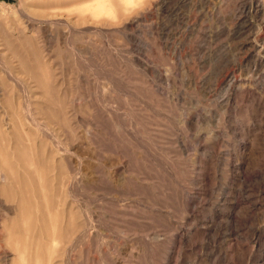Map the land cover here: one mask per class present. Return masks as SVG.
<instances>
[{
	"label": "rangeland",
	"instance_id": "374dc122",
	"mask_svg": "<svg viewBox=\"0 0 264 264\" xmlns=\"http://www.w3.org/2000/svg\"><path fill=\"white\" fill-rule=\"evenodd\" d=\"M9 28L48 60L49 171L30 175L9 145L0 264H264V0H152L140 15L127 0H0V91L26 133Z\"/></svg>",
	"mask_w": 264,
	"mask_h": 264
},
{
	"label": "bare ground",
	"instance_id": "6f19581e",
	"mask_svg": "<svg viewBox=\"0 0 264 264\" xmlns=\"http://www.w3.org/2000/svg\"><path fill=\"white\" fill-rule=\"evenodd\" d=\"M260 9H261V4L259 3V1L257 2L256 5L255 4L253 5L251 3L249 6V10H255L258 12L260 11ZM7 31L9 33V38L6 40V46L12 54L11 59L13 62L11 63H13L12 68L14 69V72L11 71L10 72L4 71V72L6 76H8V78L13 81V83L18 89H21L23 91L25 88H27L29 90V101L27 100L29 103L27 102L25 105L27 112L28 132L24 133V131L26 130H24L23 124L20 119L17 118L16 125H14L6 118L7 109H8L7 103L9 104L10 102L9 100L5 99L2 93L3 90L1 89L2 91H0L1 92L0 93V184L1 183L3 184V181L5 179L4 170L7 164L9 145L12 147V149L15 150L13 151L17 156V162L24 167L30 165L32 170L30 171L29 174L35 177H41L43 182L45 181L47 172L49 171L47 169L49 164V159L47 158V155L44 152L45 149L43 150L41 145L38 144L37 138H38V133L43 134L45 129H47L46 126L47 124H44L39 120H37L36 115L37 112L39 111V104L36 100L38 99L37 93L39 89H42L46 94V92L50 90L49 89L50 86H52L51 84L50 86L48 85V81H49L48 79H50L49 71H47L48 64H46L48 60L47 58H45V55H43V58H45L44 60L43 58H41L42 56L40 54L42 53H40L41 51L39 52V50H37L36 42L33 36H31L30 34L29 36L28 35L24 36V32L12 28H9V30ZM262 33L264 34V31ZM232 72H233L232 70L226 71L220 76L221 80L225 81L226 88L228 89H232L235 86V84H237V82L239 81V78L233 75ZM45 109L46 107L45 108L42 107V112L48 111L49 114L50 109L48 110ZM18 128H19V134L18 133L16 134ZM20 135L21 138L23 136L25 143L22 142L23 140L20 138ZM8 141H10V143ZM12 160L14 159L12 158ZM57 172L58 173L57 175H55V179L53 182H55L56 180H60V182L68 185L70 179L67 180V177H65V171L59 169V171ZM0 193L2 194L5 193L4 185H0ZM22 206L23 204L21 205V207ZM8 212L13 213L12 208L9 209ZM20 218L23 224L25 221V216H21ZM74 220H75V215L72 213V211H69L67 214L63 213V214L55 215L54 223H52L53 227L57 230V232L55 233V237L57 239L63 237L70 238L73 233L72 228H73ZM10 223H11V230H14L20 224L17 219H12Z\"/></svg>",
	"mask_w": 264,
	"mask_h": 264
},
{
	"label": "clouds",
	"instance_id": "9594fccd",
	"mask_svg": "<svg viewBox=\"0 0 264 264\" xmlns=\"http://www.w3.org/2000/svg\"><path fill=\"white\" fill-rule=\"evenodd\" d=\"M128 7L134 10V15L144 14L151 10L152 0H127ZM131 18V17H129ZM187 126V122L185 121V127ZM204 124L200 122V129H203ZM195 131L197 135L204 134L202 131L197 129L190 130V134Z\"/></svg>",
	"mask_w": 264,
	"mask_h": 264
}]
</instances>
